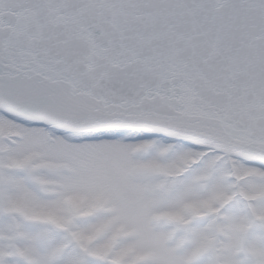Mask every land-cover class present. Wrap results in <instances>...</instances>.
<instances>
[{
    "label": "snow or ice",
    "instance_id": "snow-or-ice-1",
    "mask_svg": "<svg viewBox=\"0 0 264 264\" xmlns=\"http://www.w3.org/2000/svg\"><path fill=\"white\" fill-rule=\"evenodd\" d=\"M0 264H264V0H0Z\"/></svg>",
    "mask_w": 264,
    "mask_h": 264
}]
</instances>
